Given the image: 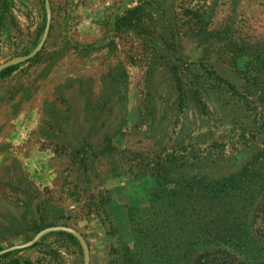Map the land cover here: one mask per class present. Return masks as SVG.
<instances>
[{
	"label": "rangeland",
	"instance_id": "374dc122",
	"mask_svg": "<svg viewBox=\"0 0 264 264\" xmlns=\"http://www.w3.org/2000/svg\"><path fill=\"white\" fill-rule=\"evenodd\" d=\"M49 3L27 59L46 0H0V72L17 66L0 78V138L40 83L50 103L18 148L54 169L0 167V264H264V158L228 199L197 186L264 153V0Z\"/></svg>",
	"mask_w": 264,
	"mask_h": 264
},
{
	"label": "crops",
	"instance_id": "0c3cea01",
	"mask_svg": "<svg viewBox=\"0 0 264 264\" xmlns=\"http://www.w3.org/2000/svg\"><path fill=\"white\" fill-rule=\"evenodd\" d=\"M40 86L41 85L39 83L38 86L30 89L29 96L32 98V102L29 98L25 101V106L30 104L32 108L29 107L28 109H25L26 107H24L21 109L20 112L13 117L11 122H9V126L5 129V132L2 135L3 138H0V141L4 139L3 143H5V147H0V167L4 171H9V163L11 161L10 157L13 154H16V156L19 157L17 160L19 161V166L16 165L17 171L23 172L26 175H31L32 177L34 176L35 171H38L39 174H41L42 172L44 173L45 170H49L45 173H49L47 174V177L51 181H54V179H52L53 175L50 176L52 172H54V169L52 167H47L48 160L46 159L49 158L47 157V154L40 151L39 148L34 146L32 143H29L28 146L26 145L27 147L23 146L21 149L18 148L19 144L29 141L28 134H31L33 126L36 124L35 122L38 121L37 117L40 109L42 110V108H44V111L46 106L50 103L46 95L47 90ZM60 90L62 89L60 88ZM63 96L74 108L77 106V95L65 92V94L63 93ZM22 128L24 131L21 132L20 130ZM33 130H35V127ZM17 148L19 151H17ZM13 162H16V160L12 159V164ZM20 163L23 164V166L20 165ZM33 181L37 184V181L34 178Z\"/></svg>",
	"mask_w": 264,
	"mask_h": 264
},
{
	"label": "trees",
	"instance_id": "16d2710c",
	"mask_svg": "<svg viewBox=\"0 0 264 264\" xmlns=\"http://www.w3.org/2000/svg\"><path fill=\"white\" fill-rule=\"evenodd\" d=\"M204 62V61H203ZM202 62V63H203ZM200 65H203V64ZM17 66H10L5 68L4 70H2L0 72V78H6L10 75H12L14 73V71H16ZM211 71V70H209ZM238 72H240L238 70ZM241 74V72H240ZM208 75L214 77L213 82H223V84L229 88L227 89L228 92H234L237 93L239 92L240 88L239 85L236 83V81H234L233 77L230 78V76H224L222 75V73H220L217 69L212 68V72L208 73ZM243 75V73H242ZM247 75L245 74V77ZM264 158V153H256L253 152L252 156L250 157V161L246 162L244 165L245 167L240 170V171H235L233 173L230 174H226V175H222V176H216L215 178L213 177H203L198 179V189L200 190L201 187H205V188H210L208 194L212 195L211 201L210 203L214 204L215 202H220L223 199H228L229 196L232 194V192H236V191H243L242 185H246V184H253L257 179L261 178L264 180V173L260 174V177L257 178L256 172L251 173L250 168L253 167V164H255V162L257 160L263 159ZM237 163V160H236ZM264 164V163H263ZM167 165V163L164 162H158L154 167H153V173H158L157 177L160 176V171H162L165 166ZM250 167V168H249ZM157 170V171H156ZM159 171V172H158ZM167 178L163 176V179ZM260 180V179H259ZM249 187V185L247 186ZM246 201V200H245ZM172 203L170 202V205ZM62 236L67 237L68 239H70L73 242H77V239L70 233L67 232H61ZM236 254L238 252H235ZM237 261H239V264H247V261H242L241 259L237 258ZM208 263V262H207ZM195 264H202L201 260H199V262L197 261V263Z\"/></svg>",
	"mask_w": 264,
	"mask_h": 264
},
{
	"label": "water",
	"instance_id": "95a60500",
	"mask_svg": "<svg viewBox=\"0 0 264 264\" xmlns=\"http://www.w3.org/2000/svg\"><path fill=\"white\" fill-rule=\"evenodd\" d=\"M46 4H47L48 20H47V26H46V30H45V35L43 37V40H42L38 50L35 52V54H32V55L28 56L27 59H31L32 57H34L42 49V47L45 45V43L47 41V38L49 36V32H50L51 24H52V11H51V6H50V3H49V0H46ZM9 65L10 64H6L5 66H3V68L5 69L7 67H10ZM19 248H21V247H19ZM13 249H17V248H13ZM10 250H12V249L3 251L2 253H0V255L5 253V252H8Z\"/></svg>",
	"mask_w": 264,
	"mask_h": 264
}]
</instances>
